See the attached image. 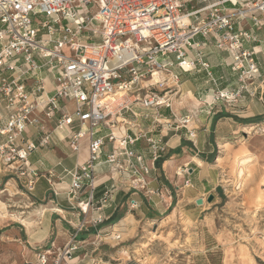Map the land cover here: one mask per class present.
<instances>
[{"label":"built area","instance_id":"1","mask_svg":"<svg viewBox=\"0 0 264 264\" xmlns=\"http://www.w3.org/2000/svg\"><path fill=\"white\" fill-rule=\"evenodd\" d=\"M194 1L0 0V170L16 172L22 185L33 191L39 176L30 163L31 156L49 146L57 131L65 130L69 134L63 140L73 154L78 155L81 141L89 138L88 159L65 171L71 178L70 200L89 191L88 201L78 205L84 215L93 204L96 172L108 143L113 147L105 162L112 171L133 190H146V177L165 147L142 131L134 135L120 131L119 121L113 118L140 102L145 110L141 117L163 126L159 109L171 108L168 95L180 87V74L172 72L171 58L182 73L193 72L200 65L211 77L203 46L195 42L199 36L213 38L219 50L228 52L232 70L239 73L241 93H249L247 83L259 73L254 53L244 48L255 38L241 24L251 19L257 28L262 25L257 14L264 13V0H199L203 7L187 10ZM93 6L99 8L96 14L90 13ZM38 17L45 19L36 20ZM191 51H195L194 57ZM44 70L55 79L51 97L45 95L44 80L39 79ZM7 71L11 75H6ZM156 73L159 81L150 84ZM33 78L37 82L29 90L27 82ZM154 87H164V93ZM116 91H121L118 99L125 98L124 102L106 101ZM231 98L235 95L223 90L218 100ZM61 102H73V114ZM37 114L55 122V128L46 129ZM189 122L181 120L180 124ZM29 128L42 132L38 144L26 137ZM103 128H108V134L98 137ZM141 139L149 145L152 166L133 149ZM183 187H192L190 180ZM102 221L98 217L94 222ZM84 228L83 222L77 230ZM120 239L121 235L114 236L115 241ZM73 240L56 252L54 242L42 248L36 264H68L79 250L80 243ZM102 241V234L97 233L93 245Z\"/></svg>","mask_w":264,"mask_h":264},{"label":"crops","instance_id":"2","mask_svg":"<svg viewBox=\"0 0 264 264\" xmlns=\"http://www.w3.org/2000/svg\"><path fill=\"white\" fill-rule=\"evenodd\" d=\"M195 2L197 3L196 6H194ZM188 6V10H190L201 8L203 4L199 0H195ZM257 18L262 24L259 28L254 25L251 19H246L241 24V28L252 33L255 38L254 41L246 42L244 48L254 53L253 59L259 69L257 77L247 83L249 93L245 91L248 94L245 96L250 102L245 108L248 112L247 117L264 114V13L257 14ZM235 29H238V26H235ZM195 42L203 46L204 62L209 65L208 72L211 77L200 65H197L193 72L182 73L176 67L175 59L171 58L174 65L172 72L180 74V87L178 92L168 95L172 101L171 108L162 107L159 109L163 126H154L152 120H145L141 117L145 110L140 102H134L129 111H124L113 118V121L114 119L119 121L118 128L120 131H128V134L131 135L142 131L148 137L161 140L162 146L165 147V151L161 154L160 167H157L155 163L153 171L146 177V190H133L124 178L112 171L105 162L106 156L113 147L112 143H108L102 157L103 163L96 172L98 187L95 190L93 204L88 213L84 215L78 205L80 202L86 203L88 201L89 191L85 190L77 199L70 200L68 189L71 178L65 174V171L74 170L88 159L89 138L85 137L81 141V150L77 155L69 150L67 142L63 140L69 132L57 131L49 146L40 148L31 156L30 163L34 169L38 170L39 176L32 196L40 202L49 199L51 207L36 210L35 215L37 217L32 222L33 224L31 223L32 225L27 228L22 225V228L25 227L22 238L17 235V232H14L12 240H9L10 237H7V240H1L3 247L13 249L14 255L17 252L15 264H36L40 252L39 247L54 242L56 248L53 252H56L69 244L73 238H75L73 242L80 243V245L79 250L72 255L68 264H112L111 261H120L117 264H132L128 261L121 262L117 257L118 254L112 251L119 245L114 240L115 235H121L122 240L130 238L132 232L134 233L138 228L136 225L137 218L141 219L142 216H146L154 219L163 215L167 207L172 206V200H174L171 190L175 189L176 192L174 194L175 204L187 201L185 206L196 205V201L206 195V193H201V185H198L195 180L193 184L190 179L197 169L188 167L193 164L197 165V162L202 164L200 155L204 153L202 151L211 147L212 134L216 136L222 134L220 123L223 119L226 118L229 121L227 124L230 128L228 134L237 133L239 125L231 118L220 117L216 119V116L212 118L216 125H211V127L206 125L203 129H201V125L197 124L199 121L197 119L188 125H182L180 122L189 113H194L198 117H203L207 113V106L201 104V96L208 91L207 85L215 80L214 77L219 81V85H225L229 81L231 87L237 88L239 86V73L232 70V59L228 52L219 50L215 46L213 38L208 40L199 36ZM189 53L191 57H194L195 51ZM5 73L11 75V72ZM39 79L44 80L45 95L47 97L53 96L54 77L48 75L47 71L44 70ZM36 82L37 79L35 78L27 82L29 90L34 87ZM61 106L65 107L69 114H73L75 108L73 102H61ZM235 112L244 113L245 116L244 110ZM38 117L49 131L55 128V122H49L43 116L38 115ZM57 117H60V114ZM168 123L170 125H166ZM136 124L141 125V127H135ZM108 132V128H103L97 136H105ZM190 133L194 137H191ZM41 136L42 132L37 128H29L26 135L27 138L37 144ZM133 149L142 154L147 164L152 166V154L145 139L137 141ZM184 167L188 168V175L185 174ZM196 167L200 168L199 166ZM7 179V175L1 173L0 170V186L4 185ZM186 180H190L192 187H183ZM6 185L8 186V184ZM7 186L6 188L3 186L4 191L8 190ZM133 203L136 205L135 208L132 207ZM98 217L103 219L101 223L94 222ZM114 218H116L115 221H113ZM83 222L85 228L79 232L77 229ZM97 233L102 234L103 241L99 245H93ZM1 257L3 255H0Z\"/></svg>","mask_w":264,"mask_h":264},{"label":"rangeland","instance_id":"3","mask_svg":"<svg viewBox=\"0 0 264 264\" xmlns=\"http://www.w3.org/2000/svg\"><path fill=\"white\" fill-rule=\"evenodd\" d=\"M196 5L195 2L194 6ZM98 10V6H93L90 13L96 14ZM44 19L38 17L36 20ZM46 71L50 75L48 70ZM127 78L130 79V76L127 75ZM149 79L150 77L147 81ZM214 79L207 85L208 91L201 96V104L207 106V113L203 117L189 113L181 119L189 120V123L197 119V124L203 129L206 125H216L212 118L224 114L239 125L237 133L228 134L229 121L223 119L220 123L222 134H212L211 147L208 146L209 148L200 155L202 164L196 161L197 165L188 167L197 169L190 179L193 184L195 180L201 185L202 194L206 193L201 198L204 200L203 205L185 206L187 201L175 204L176 192L171 186L174 189L171 190L174 199L172 206L167 207L163 215L154 219L146 216L137 218L138 228L132 232L130 238L117 241L119 245L112 251L118 254L121 262L264 264V114L247 117L245 108L250 102L246 99L247 93L240 92V81L239 86L234 88L230 86L229 81L225 85H219V81L215 77ZM150 84H154V81ZM154 88L159 93H164V87ZM223 90L233 93L235 98L229 101L218 100ZM117 93L121 91H116L115 94ZM120 96L121 94L115 97L117 103L125 100L118 99ZM238 110H244L245 116L244 113L235 112ZM188 168L184 167L186 175ZM1 173H5L3 167ZM5 174L7 182L0 186V255H3L0 264H15L17 252L14 255L13 249L3 247L1 240H7V237L12 240L14 232L22 238L25 232L22 225L30 227L36 220V210L51 205L49 199L45 202L36 200L32 196L35 189L28 191L16 172ZM3 186H7L8 190L4 191ZM211 194L214 199L209 203ZM50 243L52 242L39 247L38 250L48 248ZM119 262L111 261L112 264Z\"/></svg>","mask_w":264,"mask_h":264},{"label":"bare ground","instance_id":"4","mask_svg":"<svg viewBox=\"0 0 264 264\" xmlns=\"http://www.w3.org/2000/svg\"><path fill=\"white\" fill-rule=\"evenodd\" d=\"M159 79H160V74L159 73H156L155 75H154V77H153V81L154 82H158L159 81ZM119 94L120 93H117V94H113V95H110L107 99H106V101H108V100H112V99H115V97H117V96H119ZM1 193V192H0ZM2 204V203H1Z\"/></svg>","mask_w":264,"mask_h":264},{"label":"water","instance_id":"5","mask_svg":"<svg viewBox=\"0 0 264 264\" xmlns=\"http://www.w3.org/2000/svg\"><path fill=\"white\" fill-rule=\"evenodd\" d=\"M213 199H214V196L211 194V195L209 196V198H208V202L211 203V202L213 201ZM203 203H204V200H203V199H198V200L196 201V204H197V205H203Z\"/></svg>","mask_w":264,"mask_h":264},{"label":"trees","instance_id":"6","mask_svg":"<svg viewBox=\"0 0 264 264\" xmlns=\"http://www.w3.org/2000/svg\"><path fill=\"white\" fill-rule=\"evenodd\" d=\"M220 117H225V115H224V114H223L222 116L217 115V116H216V119H218V118H220ZM226 117H227V116H226ZM235 119H236V118H235ZM237 120L240 121L239 119H237ZM161 161H162V160H160V159L157 160V162H156L157 167H160ZM115 219H116V218H114L113 221H115Z\"/></svg>","mask_w":264,"mask_h":264}]
</instances>
